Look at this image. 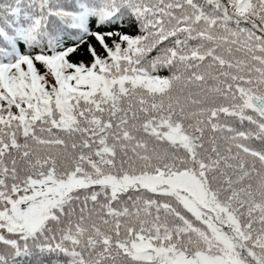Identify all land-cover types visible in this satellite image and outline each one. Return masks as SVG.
Returning <instances> with one entry per match:
<instances>
[{"label":"snow or ice","instance_id":"1","mask_svg":"<svg viewBox=\"0 0 264 264\" xmlns=\"http://www.w3.org/2000/svg\"><path fill=\"white\" fill-rule=\"evenodd\" d=\"M0 264H264V0H0Z\"/></svg>","mask_w":264,"mask_h":264}]
</instances>
